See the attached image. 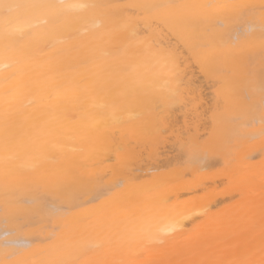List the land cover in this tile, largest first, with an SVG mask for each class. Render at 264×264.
Returning <instances> with one entry per match:
<instances>
[{"label":"bare ground","instance_id":"bare-ground-1","mask_svg":"<svg viewBox=\"0 0 264 264\" xmlns=\"http://www.w3.org/2000/svg\"><path fill=\"white\" fill-rule=\"evenodd\" d=\"M64 2L111 7L87 14L70 12L66 30L44 53L26 49L23 57L6 58L0 42V260L11 256L24 264H204L243 253L253 241L258 244V208L264 197V138L259 135V94L253 95L245 88L248 79L259 84L264 77L258 41L237 60L234 83L229 89L211 87L199 66L189 67L184 99L162 114L168 121L167 134L151 141H146L136 126L157 119L155 114L129 102L115 113L118 123L111 111L100 118L92 89L107 78L116 47L136 74L143 77L152 71L142 48L119 42L128 21L124 15L127 10L120 6H259L261 0ZM151 35L158 48L170 42L174 47L179 44L167 29ZM101 36L102 41L94 39ZM78 42L86 46L78 48ZM12 74L16 79L6 85L4 77ZM56 85L60 86L55 97L56 120L45 127L43 121L50 120L46 115L50 109L41 100L45 91ZM9 87H19V102H31L32 107L16 110L15 101L9 105L15 144L6 152L4 92ZM245 95L250 98L245 100ZM253 135L255 139H250ZM200 136L208 141L207 158L202 163L188 164L193 154L182 143L195 142ZM53 143L58 147L53 148ZM117 147L122 150L117 152ZM217 149L222 151L218 153ZM197 156L203 157V152ZM114 168L138 177L137 182L125 187L120 200L89 203L96 181L107 177L102 182L110 183ZM225 168L232 177L228 186L221 183ZM240 191L245 193L244 199L232 201L231 197ZM164 201L170 202V214L182 218L188 230H178L163 244L134 237L130 221L139 216L143 203ZM250 204L256 206V211L250 210ZM53 205H71L74 210L53 217ZM210 208L213 211L204 214ZM159 220L156 217L153 225ZM53 227L58 229L54 235L50 231ZM6 233L14 234L9 239L26 241L30 246L5 249ZM41 240L46 242L38 243Z\"/></svg>","mask_w":264,"mask_h":264},{"label":"snow or ice","instance_id":"snow-or-ice-1","mask_svg":"<svg viewBox=\"0 0 264 264\" xmlns=\"http://www.w3.org/2000/svg\"><path fill=\"white\" fill-rule=\"evenodd\" d=\"M107 5L91 3L50 2V0H0V42L6 58L23 57L25 51L36 50L44 53L52 46L51 42L66 30L65 21L70 12L87 14L92 10ZM126 9L128 17L124 34L119 37L120 44L136 45L144 50V55L150 59L152 71L147 76H139L135 70H130L128 63L121 58L120 48L112 52L114 64L111 65L107 78L97 83L93 89V101L98 104L100 112L97 116L111 111L114 114L122 110L129 102L135 103L143 110L149 111L157 117L140 123L136 127L139 134L151 141L155 137L167 134L168 121L162 116L165 109H172L184 99V90L187 85L185 78L187 70L193 64L199 66L201 72L208 79L209 84L218 90L232 87L236 73V62L243 56L246 49L256 41L259 42L262 62H264V0L259 6L234 3H132L120 6ZM256 18V19H253ZM83 19V17H81ZM258 21V22H257ZM141 24L143 28H141ZM167 29L179 42L175 47L170 42L168 46L158 48L153 42L152 35ZM258 33V35H254ZM111 37V33H108ZM102 41L103 37H94ZM182 44L183 48L179 45ZM84 42H78L77 47H85ZM182 57V59H181ZM17 63L20 61L17 60ZM16 79V74L4 77L5 84ZM246 91L253 95L259 94L260 137L264 138V77L259 84L254 79L245 81ZM60 92V86H53L45 91L41 103H46L50 109L46 115L50 120H44L47 127L56 120L57 105L55 97ZM19 87L6 88L4 113V147L7 152L15 144V135L11 131L10 107L15 101L17 109L32 107L31 102L23 105L19 102ZM250 97L245 95V100ZM255 105L253 111H255ZM255 121H252L254 125ZM255 139V136L249 137ZM53 148L58 147L53 143ZM132 147V145H129ZM182 147L192 152L193 156L188 164L202 163L207 158L208 141L204 136L196 138L195 142H183ZM122 149L116 148L117 152ZM218 153L221 149L216 150ZM203 152V157L197 153ZM264 155V153H262ZM254 159V157H248ZM7 168V165H6ZM7 180V171L6 176ZM96 181L97 187L92 193L89 203L113 199L120 200L123 190L129 184H135L138 177L132 176L122 169L112 170V179L108 184L102 180ZM231 175L225 168L221 183L226 186L231 183ZM264 191V189H262ZM245 193L240 191L231 197L232 201H242ZM169 201L162 203L144 202L139 216L131 218V231L134 237H139L148 243L163 244L167 237L180 231L188 230L189 225L181 223L180 217L170 214ZM74 210V206H55L51 208L53 217H63ZM250 210L256 211V206L250 204ZM213 209L205 210L204 214ZM261 225L260 239L250 243L248 248L239 254H234L223 261L204 264H264V197L258 208ZM160 217L156 226L153 220ZM195 223V221H193ZM103 226V225H102ZM58 229L51 228L54 235ZM13 233L5 234V249L29 247L28 242L18 239H9ZM46 241H38L45 243ZM0 264H24L23 261H14L11 256L0 260ZM77 264V262H67Z\"/></svg>","mask_w":264,"mask_h":264}]
</instances>
